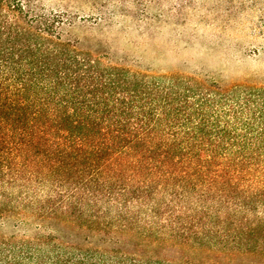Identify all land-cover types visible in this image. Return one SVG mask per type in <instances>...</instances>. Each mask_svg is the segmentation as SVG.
<instances>
[{
	"label": "trees",
	"instance_id": "trees-1",
	"mask_svg": "<svg viewBox=\"0 0 264 264\" xmlns=\"http://www.w3.org/2000/svg\"><path fill=\"white\" fill-rule=\"evenodd\" d=\"M75 26L0 0V264H264V91L113 62Z\"/></svg>",
	"mask_w": 264,
	"mask_h": 264
},
{
	"label": "rangeland",
	"instance_id": "rangeland-1",
	"mask_svg": "<svg viewBox=\"0 0 264 264\" xmlns=\"http://www.w3.org/2000/svg\"><path fill=\"white\" fill-rule=\"evenodd\" d=\"M38 1L74 14L79 45L113 62L264 91V0H202L198 10L182 0Z\"/></svg>",
	"mask_w": 264,
	"mask_h": 264
}]
</instances>
